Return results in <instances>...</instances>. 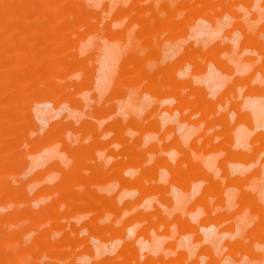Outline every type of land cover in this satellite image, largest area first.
<instances>
[{"label":"rangeland","instance_id":"rangeland-1","mask_svg":"<svg viewBox=\"0 0 264 264\" xmlns=\"http://www.w3.org/2000/svg\"><path fill=\"white\" fill-rule=\"evenodd\" d=\"M0 264H264V0H0Z\"/></svg>","mask_w":264,"mask_h":264},{"label":"crops","instance_id":"crops-1","mask_svg":"<svg viewBox=\"0 0 264 264\" xmlns=\"http://www.w3.org/2000/svg\"><path fill=\"white\" fill-rule=\"evenodd\" d=\"M219 82L220 81L218 79H214L211 81L213 87H217L218 85L220 86ZM241 136H244V133L242 131H241ZM244 139H245V136H244Z\"/></svg>","mask_w":264,"mask_h":264},{"label":"bare ground","instance_id":"bare-ground-1","mask_svg":"<svg viewBox=\"0 0 264 264\" xmlns=\"http://www.w3.org/2000/svg\"><path fill=\"white\" fill-rule=\"evenodd\" d=\"M212 73H214V72L212 71ZM212 73H211V74H212ZM213 76H214V74H213Z\"/></svg>","mask_w":264,"mask_h":264}]
</instances>
